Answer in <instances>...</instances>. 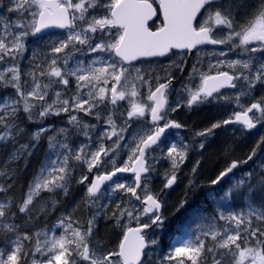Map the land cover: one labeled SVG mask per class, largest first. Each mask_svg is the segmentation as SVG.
Returning <instances> with one entry per match:
<instances>
[{
    "label": "snow or ice",
    "instance_id": "obj_1",
    "mask_svg": "<svg viewBox=\"0 0 264 264\" xmlns=\"http://www.w3.org/2000/svg\"><path fill=\"white\" fill-rule=\"evenodd\" d=\"M155 2L8 0L4 4L0 0V8L7 10V15H0V88L13 90L0 102V153L7 152L0 163L4 194L0 196V264H153L147 250L157 241L146 239L145 229L162 224L164 190L177 182L181 166L197 145L183 138L166 147L164 143L170 129L184 127L169 118V112L181 107L179 102L169 105L176 80L169 68L183 72V56L179 63H161L159 71L136 67L134 62L141 58L170 59L174 50L191 53L204 45L226 46L219 56L236 52L238 58L217 60L209 65V72H200L193 63L191 79L176 89L189 108L232 100L239 109L195 136L205 137L222 125L239 124L251 130L264 124V96L248 106L241 102L257 86H264V0H158V8ZM11 14L17 19L11 20ZM50 28L65 29L66 34L50 41L46 49L33 51L29 68L23 70L27 38ZM92 53L97 56L87 64L79 59ZM221 67L230 71L210 74ZM224 88L238 91L226 96L221 93ZM142 89H147L146 96ZM121 101L127 106L121 107ZM79 113L97 123H88ZM61 115L67 116L66 127L49 124L29 131L24 123L43 125ZM133 124L136 128L126 138ZM78 136L87 143L73 148L71 140ZM43 139L47 148L26 191L9 194ZM105 141L111 143L106 146ZM261 145L264 138L246 158L232 160L211 180L218 186L208 193L215 210L199 213L192 235L157 257L155 264H264V160H254ZM198 147L205 145L200 142ZM121 152L127 160L118 163ZM162 159L170 161V170L156 191L150 180ZM249 161L255 167L224 187L233 170ZM199 164L191 169L189 189L197 187ZM80 165H86L88 173L96 170L91 179L86 174L74 177ZM124 173L134 174L132 184L114 179ZM73 181L88 182L83 204L61 212L49 226L48 218L61 203L56 196H67ZM42 192L52 195L44 198ZM116 193L121 197L109 209ZM105 196L108 203H101ZM237 196L245 199L247 211L225 212L224 205ZM142 216H148L150 223H141ZM101 218L123 229L116 250H108L97 236ZM125 218L136 220L138 226H128ZM29 224L31 232L22 230Z\"/></svg>",
    "mask_w": 264,
    "mask_h": 264
},
{
    "label": "rangeland",
    "instance_id": "obj_2",
    "mask_svg": "<svg viewBox=\"0 0 264 264\" xmlns=\"http://www.w3.org/2000/svg\"><path fill=\"white\" fill-rule=\"evenodd\" d=\"M8 0H4V4H7ZM0 15H7L6 8H0ZM11 20H16L17 17L15 14L10 15ZM63 36H59L57 38H49L41 41H34L31 39V36H29L26 40V45L28 48V51L25 52L24 56L25 59L21 61V67L23 70H27L29 68V58L32 55L33 51H39L42 49H46L47 46H49L50 41L57 40L60 38H63ZM30 43V44H29ZM104 55V54H101ZM97 54L92 53L90 54V58H84V56H80L79 59L84 60L85 64H87L91 59L95 58ZM223 57V56H222ZM2 67V65H0ZM264 86H257V88L254 90V97H251V101L258 100L261 96H264ZM72 91H74V83ZM71 94V93H70ZM0 102H2V99H0ZM119 105L121 107L122 104ZM111 107V106H109ZM79 116L87 121L90 124H96L97 121L90 116H85L83 113H79ZM119 123V121H118ZM38 124L39 127L47 126L49 124L54 125L55 127H66L67 126V116L61 115L59 117H50L49 119L45 120L43 125ZM103 127H107L104 125ZM100 130V127H98L97 132ZM133 130L131 128L128 130V133L125 134L126 138L131 135ZM249 136L251 138H254V136H259V139L257 142L253 145L254 147L257 145L258 142L261 141L262 138H264V124H258L256 128L252 129V131L249 133ZM95 139V137H94ZM115 139V137L113 138ZM42 142V140H41ZM40 142V143H41ZM47 142V140H46ZM81 143H87V140L83 136L73 137L71 140V146L73 148L78 147ZM110 141H105L106 146L110 144ZM234 143V142H233ZM232 144L229 143L221 144L220 142L217 145L216 152L209 151L205 152L204 156L202 157L203 162L200 161L199 167L197 168L196 173V180H197V187L193 189L188 188V180L191 176V169L196 164V162H185L181 166V170L178 173V183L177 187L174 191H169V189H165L163 193V213L164 219L167 223L161 224L159 226L153 225L150 231L146 232L148 236V239H155L156 241H159L162 239V237L165 234V231L167 230L168 226L174 225V223H179L176 225L180 231V235L177 237L180 241H177V244H179L182 240L188 238L192 235V233L196 230L198 223L200 222L199 213H201L204 209H207L206 212H204L205 215H207L209 212H212L215 210L216 206L207 198H203L204 196H208V193L212 191L213 185H211V180L214 179L219 172L228 166L230 162H226L228 157H230L233 154H243L248 151V154L251 152L252 148L250 149L251 143L249 146L243 148L241 144ZM209 155V157L205 156ZM204 158V159H203ZM208 159V160H207ZM127 155L124 152H121L118 158V163L126 161ZM255 161L264 160V145H261L260 149L258 150L257 157H254ZM253 161H249L248 164H241V168L237 171H235L233 179L231 182L238 180L243 177L244 172L248 170L249 164ZM156 171L152 173L151 180H150V186L156 190L159 191L163 184L165 183L164 173L168 170H170V162H159L155 165ZM95 173V169L93 170ZM120 182H125L128 184H132L133 178L132 177H123L118 178ZM78 184L73 183V186H77ZM83 186V184H80V188ZM71 187V186H70ZM82 192L85 193L86 188L81 189ZM81 192L76 191L74 193V198L66 208L68 210H64V212H71L77 205H82L83 201L85 200V197H81ZM72 197V195H71ZM121 197V193H116L111 197L112 203L109 204V209L115 205L116 198ZM209 198V197H208ZM109 198L107 196L104 197V199L101 201V203H108ZM186 201V202H185ZM136 203L135 201H133ZM185 202L183 204V207H181V203ZM204 202V204H203ZM138 204V202H137ZM232 200L224 205L223 210L225 212L232 211ZM247 211V209H246ZM245 211V212H246ZM234 212V211H233ZM83 218V217H81ZM141 223H150V220L148 216H142L141 217ZM124 223L127 224L130 227L138 226L136 220H128L125 218ZM222 223V222H221ZM57 234H59L60 230H56ZM122 232L123 229L120 227L114 226V222L112 220H106L104 218L99 219L98 222V230H97V236L106 242L108 250H116L118 247V244L120 240L122 239ZM43 239V237L41 238ZM158 244L156 243L154 246H151V249L149 252H155L157 249V256L153 257V264H155V260L157 257H163L164 255L168 254L172 247L166 251L165 253L163 251H160L158 247Z\"/></svg>",
    "mask_w": 264,
    "mask_h": 264
},
{
    "label": "flooded vegetation",
    "instance_id": "obj_3",
    "mask_svg": "<svg viewBox=\"0 0 264 264\" xmlns=\"http://www.w3.org/2000/svg\"><path fill=\"white\" fill-rule=\"evenodd\" d=\"M153 6L158 8V0H156ZM149 23L151 24V21ZM158 24H159V21L157 20V26ZM65 34H66V30L63 32L49 33L37 39L31 36V39H33L34 41H41V40H45L49 38H57ZM222 49L225 51L227 50L226 46L224 45H204V46H200L199 51H197L196 49H193L191 53H188L187 50H184L183 52H181V50H174L176 52V55L171 56L170 59L169 58H141V60L134 62V65L136 67H140L144 69L155 68L157 71H159V65L161 63L164 66H168L171 63V61H175L176 63H179L181 56H183L184 60L186 61L185 64L183 65V69H184L183 72L179 71L178 69H175L174 67L169 68V70L172 71L176 77V80L174 81V89L171 91L169 95V105L174 107L178 102L181 103V107L178 108L176 112H169V118L176 120L177 122L181 123L184 127L181 129H170L166 133V138L164 142L165 147L172 142L179 143L181 138H183L185 142H190V141L194 142L197 146L193 151L189 152L188 158L185 162H197L199 159L203 162L202 157L204 156V153L209 152V151H214V150H215L214 152H216L217 145L219 142L221 144L229 143L230 145L236 144V142H238L237 144H241L244 150L247 147V145L249 146L250 144L249 133L252 131V129L251 130L243 129L242 126L239 124L222 125L220 128L214 129L211 134L205 137L195 136L196 132L203 131L207 128H210L213 123L222 122L223 120L228 119L233 113V111L239 110L234 101L220 100L218 102H213V103H204V104L194 105L193 107L189 108L186 106V104H184V97L178 96L176 92V89H180L183 83L188 82L191 79L190 74L193 71L192 70L193 63L197 64V67L199 68L200 72H209V65L210 64L214 65L217 60L238 58L236 52L228 53L227 57L219 56L218 53ZM213 53H216V54H213ZM84 58H90V54L87 56H84ZM198 60H199V63H197ZM217 70L230 71L229 69L224 68V67H221L220 69L213 68L210 74H215ZM195 83L199 84L198 75L196 76ZM141 91L146 96L147 89H142ZM237 91L238 89L225 88L221 90V93L226 96H234ZM254 93L255 92H253L247 98H242L241 102L245 106H248L250 105V103L255 102V101H251V97H254ZM120 104H122L123 106H126L127 102L121 101ZM135 128H136V125L133 124V127L131 128V130H134ZM200 142H203L205 145L203 149H200L198 147V144ZM247 154H248V151L246 153L244 152L243 154H239V153L233 154L230 157H228L226 162H231L232 160H238V161L243 160L244 158H246ZM205 156H207V154H205ZM207 157H209V155ZM159 162H170V161L162 159ZM240 166L235 171L239 170L241 168ZM77 170L80 172L79 176L82 174H86L89 176V179L92 178L93 173H94V171L93 173H88L86 165H80L77 168ZM235 171L231 175H229V178L225 182L224 187H226L227 184L232 181ZM132 178L134 179V177ZM178 181L179 180H177V182L174 184L172 188H169V191L171 190L174 191L176 189ZM87 183L88 182L86 181L85 184H83L81 188H80V184L72 188L76 191H80L82 195L86 196V191L84 193L82 192L81 189L83 187L86 188ZM213 188L218 190V186H213ZM162 215L164 217V214ZM165 223L167 222L163 220L162 225ZM170 226H168L166 230V236H168L169 238L163 239L162 237L161 240L157 241V243H160L158 244V247H160L159 250L163 251L164 253L166 251L168 252V250L171 247L175 246L177 241H180L178 238L171 239V236L168 232ZM146 239H148V237H146ZM150 249H148L147 251H150ZM157 251L158 249L155 252H149V253L151 254V256L156 257Z\"/></svg>",
    "mask_w": 264,
    "mask_h": 264
},
{
    "label": "trees",
    "instance_id": "obj_4",
    "mask_svg": "<svg viewBox=\"0 0 264 264\" xmlns=\"http://www.w3.org/2000/svg\"><path fill=\"white\" fill-rule=\"evenodd\" d=\"M12 93H13V90L11 88H7V89L0 88V99H2L6 95H9ZM21 119L23 120V114L22 113H21ZM24 123L27 125V128L29 131H32V130H35L38 128L37 123H28L26 120H24ZM258 139H259V136H254V138L250 137V143H251L250 149L254 148L253 145L257 142ZM21 142L23 143L24 141L21 140ZM46 148H47V142H46V139H43L42 142L40 143L39 148H37L36 151L34 152V154L29 158L28 167L21 172L17 185L9 190V194L18 195V194H21L22 192L26 191L28 181L32 178L33 173L36 172V170L38 169V166L40 165V163L44 157ZM6 156H7V152L0 153V163L3 162V160L5 159ZM21 163L22 162H19V161L17 162V164H21ZM253 167H255V164L253 162H251L249 164L247 171H250ZM79 173L80 172L78 170H76L74 172V177L79 178ZM0 182H3V181L0 180ZM8 182L10 183L11 181H8ZM73 183H74V181H73ZM73 183L71 184V187L69 188V193L67 196H62V195L56 196V199H58L61 203L59 204L57 211L52 213V215L48 218L47 222H48L49 226H51L55 222L56 217L59 216L61 214V212H64V210H68V208H66L67 205L74 198H76L74 196V193L76 192V190H74L72 188V187H74ZM3 195L4 194L0 193V196H3ZM51 195L52 194L47 193V192L41 193V197H44V198H47ZM71 195H72V197H71ZM81 197H86V196L81 195ZM119 198L120 197L116 198V202L118 201ZM203 198L209 199L208 196H204ZM255 198L259 199V194ZM203 204H204V202H203ZM114 207H115V205L112 206L110 209H112ZM231 207H232V211H234V212L246 211L247 202L245 201V199L242 198V196H237L234 199H232ZM13 210H15V209H13ZM19 216H23V214H19ZM2 223H3V221H0V224H2ZM178 224L179 223H174V225L169 227L168 232L171 236V239H175L180 235V233H179L180 230L178 228H176L177 227L176 225H178ZM40 226H42V223H41V225H38L37 227H40ZM22 230H26V231L31 232L32 225L31 224L26 225L24 227V229H22ZM165 238L166 239L169 238L168 236H166V231H165V234L163 236V239H165ZM25 243L27 244L28 242H25Z\"/></svg>",
    "mask_w": 264,
    "mask_h": 264
},
{
    "label": "water",
    "instance_id": "obj_5",
    "mask_svg": "<svg viewBox=\"0 0 264 264\" xmlns=\"http://www.w3.org/2000/svg\"><path fill=\"white\" fill-rule=\"evenodd\" d=\"M63 31H65V29H60V28H50V29H47V30H45L43 33H41V34H38L37 36H34V38L35 39H37V38H39V37H42V36H44V35H46V34H49V33H53V32H63ZM225 89V88H224ZM221 90H223V89H221ZM236 169H234L233 170V172L235 171ZM231 175V174H230ZM121 176H123V177H132V176H134V174L133 173H124V174H120V175H118V177H116V178H114V179H117V178H119V177H121ZM174 186V185H173ZM172 186V187H173ZM171 187V188H172ZM139 191V190H138ZM161 213H163V208H162V210H161ZM150 229L151 228H149V229H145V233L146 232H148V231H150Z\"/></svg>",
    "mask_w": 264,
    "mask_h": 264
}]
</instances>
